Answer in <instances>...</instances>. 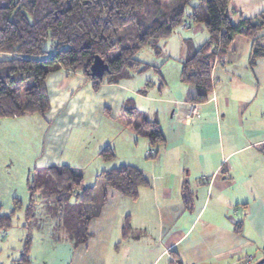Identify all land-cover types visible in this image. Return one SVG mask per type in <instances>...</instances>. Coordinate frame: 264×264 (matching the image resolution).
<instances>
[{"label": "crops", "instance_id": "obj_1", "mask_svg": "<svg viewBox=\"0 0 264 264\" xmlns=\"http://www.w3.org/2000/svg\"><path fill=\"white\" fill-rule=\"evenodd\" d=\"M229 6L236 22L263 11L264 0H229ZM181 26L178 35L160 42L162 61L150 64L158 67L152 69L160 75L158 93L123 83H103L94 91L80 71H54L46 78L49 110L40 116L47 129L36 166L58 165L68 141L90 143V165L109 164L99 156L106 146L117 161L113 140L96 145L89 138L91 130L114 125L126 134L118 141L125 142L130 161L122 165L139 168L149 180L135 200L106 189V200L89 220L90 237L77 247L68 242L69 264H255L264 257V58L249 65L250 42L236 36L214 62L206 101L195 103L198 114L187 117L190 103L183 94L166 92L167 71L161 69L174 62L172 77L179 82L186 41L197 48L207 33L200 42V36H190L202 32V25ZM178 89L183 93V84ZM127 104L158 123L165 141L150 155L147 139L122 111ZM76 155L77 164L85 163ZM125 222L129 231L123 237Z\"/></svg>", "mask_w": 264, "mask_h": 264}, {"label": "trees", "instance_id": "obj_2", "mask_svg": "<svg viewBox=\"0 0 264 264\" xmlns=\"http://www.w3.org/2000/svg\"><path fill=\"white\" fill-rule=\"evenodd\" d=\"M231 13L229 0H8L0 6V119L46 113V78L54 71L67 76L80 71L94 91L103 83L119 84L135 68L158 72V67L139 62L136 54L148 47L160 55V42L186 23L202 25L207 39L197 48L186 41L187 54L180 62L183 101L203 103L212 87L214 62L236 36L250 42L249 65L264 58V10L236 22ZM95 57L107 65L102 77L91 75ZM122 111L150 150L165 141L156 121L132 106L125 105ZM99 156L104 161L116 158L109 146ZM147 186L149 180L132 165L101 171L91 185L68 166L41 168L28 185L26 218L32 217L38 193L45 210L57 218L64 240L77 247L90 237L89 220L106 200L107 188L135 200L139 189ZM8 224L9 216L0 215V225ZM128 231L125 222L123 237ZM27 246L13 264H29Z\"/></svg>", "mask_w": 264, "mask_h": 264}, {"label": "rangeland", "instance_id": "obj_3", "mask_svg": "<svg viewBox=\"0 0 264 264\" xmlns=\"http://www.w3.org/2000/svg\"><path fill=\"white\" fill-rule=\"evenodd\" d=\"M181 27H177L170 37L178 35ZM201 28L203 29L202 32L196 35L193 34L195 35L194 37L192 35L189 36L195 38V40H199L200 36V42H202L206 36V32L202 26ZM169 46L172 48L171 52H174L176 46L174 44H169ZM169 46L167 47V51L170 48ZM48 47L49 44L47 43L45 48L49 51L48 55H50L52 51ZM165 55L166 53L163 51L160 55H154L150 48L145 47L139 50L136 54V59L142 64H155L156 61L161 62ZM168 63L170 64L167 68L164 66L163 68L161 67L163 74L165 69L167 71L166 79L168 81L164 85V88L168 94L182 98L183 93L181 89H178V86L180 87L182 82L175 81L172 77L173 72L171 69L175 63ZM130 73V77L123 79L120 83L128 84L135 89L139 88L146 92L148 91L150 95L159 92L160 75L155 73L154 70L147 68H139L138 70V68H135ZM150 80H155V84L149 85ZM166 92L164 96H166ZM136 103L140 105L138 99ZM127 106L131 107L133 105L127 104ZM141 106L143 105L141 104ZM196 109L198 114L197 106ZM46 129L47 126L43 118L37 113L0 119V215L9 216L8 226L0 225V264H13V260L20 257L26 243H28L27 253L29 264L70 263V257L72 255L71 245L67 240H64L63 231L59 226H56L57 218L47 212L44 208V203L39 201L38 193L34 196L36 202L31 208L30 214L32 217L28 220L26 218V209L30 200L28 190L29 182L35 170L48 167L35 165V161L42 154L43 134L46 132ZM118 129L114 125L105 128L103 124L101 129L96 131L91 130L94 133L89 137L90 142L96 145L103 144L104 141L109 142L113 140L117 146L116 154L119 157L117 161H106L109 162L107 165H101L100 162L97 166L90 165L88 164L89 159L93 157L91 145L88 146L90 143L88 142V145H85L86 142L82 143L84 147H81V143H79V148V144L74 145L71 141H68L63 145L62 157L58 165L55 166L65 165L75 172H82L84 184L91 185L96 181L97 175L95 176L94 174L96 170L99 172L102 168L111 169L117 166V164L129 163L130 158L127 154L126 147H124L125 142L121 143V141H118L121 140L122 135L126 134L125 131H118ZM87 133L90 134V129ZM78 152L82 158H86V161L83 160L85 163L81 165L77 164V160H75L78 159L76 155ZM102 161V163H105L104 160ZM92 173L94 175H91Z\"/></svg>", "mask_w": 264, "mask_h": 264}, {"label": "water", "instance_id": "obj_4", "mask_svg": "<svg viewBox=\"0 0 264 264\" xmlns=\"http://www.w3.org/2000/svg\"><path fill=\"white\" fill-rule=\"evenodd\" d=\"M91 75L93 77H102L104 72L107 70V65L98 57H95L91 65ZM264 263V257L257 261L255 264Z\"/></svg>", "mask_w": 264, "mask_h": 264}, {"label": "built area", "instance_id": "obj_5", "mask_svg": "<svg viewBox=\"0 0 264 264\" xmlns=\"http://www.w3.org/2000/svg\"><path fill=\"white\" fill-rule=\"evenodd\" d=\"M197 114V109H196V105L190 103L189 104V112L187 114V117H191L193 115ZM152 154V150L147 151V155Z\"/></svg>", "mask_w": 264, "mask_h": 264}]
</instances>
